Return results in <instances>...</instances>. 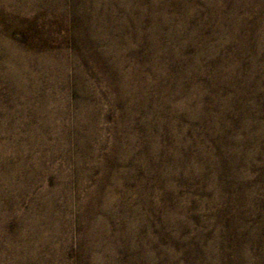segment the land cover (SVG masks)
<instances>
[{
	"label": "rangeland",
	"instance_id": "1",
	"mask_svg": "<svg viewBox=\"0 0 264 264\" xmlns=\"http://www.w3.org/2000/svg\"><path fill=\"white\" fill-rule=\"evenodd\" d=\"M0 264H264V0H0Z\"/></svg>",
	"mask_w": 264,
	"mask_h": 264
}]
</instances>
